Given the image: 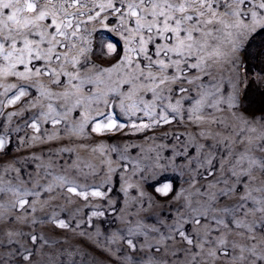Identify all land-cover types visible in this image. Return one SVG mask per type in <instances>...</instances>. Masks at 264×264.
I'll return each instance as SVG.
<instances>
[{
  "label": "snow or ice",
  "instance_id": "6c2138e0",
  "mask_svg": "<svg viewBox=\"0 0 264 264\" xmlns=\"http://www.w3.org/2000/svg\"><path fill=\"white\" fill-rule=\"evenodd\" d=\"M89 241L264 264V0H0V264H100Z\"/></svg>",
  "mask_w": 264,
  "mask_h": 264
},
{
  "label": "rangeland",
  "instance_id": "374dc122",
  "mask_svg": "<svg viewBox=\"0 0 264 264\" xmlns=\"http://www.w3.org/2000/svg\"><path fill=\"white\" fill-rule=\"evenodd\" d=\"M259 43V41H257ZM262 65L257 62H251L250 63V68L253 69H259L261 68ZM250 115L252 114H258L255 110L249 112ZM143 136L144 134H138L135 137H132L131 140L137 144L143 143ZM119 139V137H114L113 140ZM167 143H171V141H167ZM132 156L135 157L137 155V150L133 149L132 150ZM169 153L166 151L164 153L165 156H167ZM115 154H113V159H115ZM164 179H171L175 181L176 185L179 186L182 181H180L179 177L175 175V173H166L159 178L153 177L152 179L148 180L147 183L144 185L146 194H150L154 197H156L157 200L163 201L164 198L159 197L155 191H154V185L158 184L161 180ZM112 196H122V193H117V191L114 189L113 192L110 194ZM119 214H111V213H106V216L104 218H101L100 220L96 221V225L100 228V230L104 233V236L101 237V240H104V237L110 236L113 231H116L117 229H122L123 225L119 222L118 219ZM148 222H152V215L148 216ZM91 231V229H90ZM120 247H123L122 243L119 245ZM84 247L87 249L88 253L92 257H95L98 261H100V264H108L109 259L112 260V264H116V261L114 258H110L105 255V253L101 252L96 245L89 241L84 243ZM111 247L114 249L117 247V245H111ZM90 264V262H89Z\"/></svg>",
  "mask_w": 264,
  "mask_h": 264
}]
</instances>
